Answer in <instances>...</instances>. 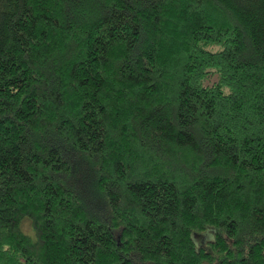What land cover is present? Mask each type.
Here are the masks:
<instances>
[{"label": "trees", "instance_id": "trees-1", "mask_svg": "<svg viewBox=\"0 0 264 264\" xmlns=\"http://www.w3.org/2000/svg\"><path fill=\"white\" fill-rule=\"evenodd\" d=\"M0 264H264V0H0Z\"/></svg>", "mask_w": 264, "mask_h": 264}, {"label": "rangeland", "instance_id": "rangeland-1", "mask_svg": "<svg viewBox=\"0 0 264 264\" xmlns=\"http://www.w3.org/2000/svg\"><path fill=\"white\" fill-rule=\"evenodd\" d=\"M21 227H22V229L25 232H28V233L31 232L30 225H29V221L25 220L24 223H22V226Z\"/></svg>", "mask_w": 264, "mask_h": 264}]
</instances>
